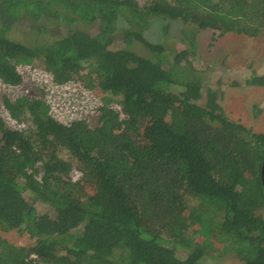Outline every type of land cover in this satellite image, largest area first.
<instances>
[{
  "label": "trees",
  "instance_id": "trees-1",
  "mask_svg": "<svg viewBox=\"0 0 264 264\" xmlns=\"http://www.w3.org/2000/svg\"><path fill=\"white\" fill-rule=\"evenodd\" d=\"M152 17L257 36L264 0H0V81L21 85L29 65L100 101L94 125L3 96L19 127L0 119V229L35 243L0 236V264H200L213 250L264 264V133L231 120L212 87L200 103L193 50L147 40ZM18 25L28 38L12 36Z\"/></svg>",
  "mask_w": 264,
  "mask_h": 264
},
{
  "label": "rangeland",
  "instance_id": "rangeland-1",
  "mask_svg": "<svg viewBox=\"0 0 264 264\" xmlns=\"http://www.w3.org/2000/svg\"><path fill=\"white\" fill-rule=\"evenodd\" d=\"M118 25L119 27L124 26V19L120 18ZM193 28H195V24L190 22L152 17L150 26L145 31L144 36L150 42L175 53L192 49L193 53L189 55V59L192 60L193 66L201 71L205 77L203 97L200 103L202 105L206 103L208 95L206 87H212V89L217 90L220 98L219 103L231 120L243 124L254 133H264V86L248 84V81L254 77L264 76V30L257 36H249L234 32L221 34V30L215 28H197L191 34ZM66 31V27H61L59 34H65ZM90 31L93 32L94 29H90ZM28 33L24 25H18L13 30L12 36L18 39H26ZM194 43L196 44L194 45ZM126 45H128L127 42L119 41L113 44L112 47L120 48ZM139 46L133 45V48L141 51ZM19 70L25 77L23 86L12 88L3 86L0 83V119L5 120L8 126L17 129L19 123L11 120L8 111L4 107L3 96L16 98L27 94L28 96L46 98L47 84H50L49 93L53 101L54 112L58 113L60 111V108H57V100L65 102V105L68 103L65 100L75 101L80 103L76 110L77 113H83V116L90 120L92 124H98L97 111L90 107L85 110L86 108L82 107L92 102L93 97L90 96L89 99H86V91L81 88L80 83H68L63 86L54 85L50 82L51 77L45 73L37 72L39 70L31 71L28 67H20ZM67 97L70 98L66 99ZM76 111L68 110L67 114H76ZM74 166L77 167L78 165ZM80 175L79 170L73 171L74 180H77ZM83 176L84 174L80 178ZM82 186L87 187L90 193L94 190L93 184L86 180L82 182ZM24 195L27 200L32 201L29 192L24 193ZM35 206L39 213H43L50 208L42 203L40 204V202H36ZM0 236L17 245L31 246L35 243V239H31L29 235L22 234L17 230L5 232L0 229ZM217 247L222 250L221 245L218 244ZM178 253L185 254L184 251ZM200 264H243V262L233 252L223 251L220 253L213 250L210 256H205L201 260Z\"/></svg>",
  "mask_w": 264,
  "mask_h": 264
},
{
  "label": "built area",
  "instance_id": "built-area-1",
  "mask_svg": "<svg viewBox=\"0 0 264 264\" xmlns=\"http://www.w3.org/2000/svg\"><path fill=\"white\" fill-rule=\"evenodd\" d=\"M20 67H28V68H30V70L32 71V70H34V71H37V70H39V71H37V72H42V73H45V74H47V75H49L50 77H51V81L50 82H52L54 85H59V86H63V85H67L68 83H64V84H57L54 80H53V77H52V75H51V73H49L48 71H45V70H43V69H39V68H33V67H31V66H29V65H20L19 67H18V69L20 68ZM20 71V70H19ZM22 74V73H21ZM23 75V74H22ZM34 75H43V74H34ZM23 83L21 84V85H18V86H11V85H5L4 83H2L1 81H0V83L3 85V86H10V87H12V88H18V87H21V86H23L24 85V83H25V77H24V75H23ZM69 83H80V86H81V88L84 90V91H86V99H89V97L90 96H92L93 97V104H92V102H90V103H88V104H86V105H84V106H82V107H85L86 109L85 110H87L89 107L90 108H92L93 110H95V111H97L96 110V107L97 106H99V104H100V101L98 100V98L94 95V93L93 92H91L89 89H87L86 87H85V85L84 84H82L81 82H69ZM50 86V84H47V88H48V91H46V93H45V96H47L46 98L45 97H40V98H43V99H45L46 101H47V103L50 105V109H51V113H52V115L56 118V119H58V120H60V121H62V122H70V121H72V120H74V119H87L85 116H83V113H77V108L80 106V103H77V102H75V101H69V100H65V101H68V103L65 105V102H62V101H59V100H57V103H58V105H57V108H60V111L57 113V112H54V107H53V104H52V100H51V96H50V93H49V87ZM68 98H70V97H67L66 99H68ZM64 105H65V107H64ZM70 105H74V106H70ZM5 107V106H4ZM6 109V108H5ZM7 110V109H6ZM68 110H75L76 111V114H73V113H69V114H67V112H68ZM8 111V110H7ZM9 113V112H8ZM97 115H98V119H99V112L97 111ZM10 115V114H9ZM88 120V119H87ZM13 121V120H12ZM89 122H90V120H88ZM91 123V122H90Z\"/></svg>",
  "mask_w": 264,
  "mask_h": 264
},
{
  "label": "water",
  "instance_id": "water-1",
  "mask_svg": "<svg viewBox=\"0 0 264 264\" xmlns=\"http://www.w3.org/2000/svg\"><path fill=\"white\" fill-rule=\"evenodd\" d=\"M261 173H262V179H263V182H264V161H263V165H262V171H261Z\"/></svg>",
  "mask_w": 264,
  "mask_h": 264
},
{
  "label": "clouds",
  "instance_id": "clouds-1",
  "mask_svg": "<svg viewBox=\"0 0 264 264\" xmlns=\"http://www.w3.org/2000/svg\"><path fill=\"white\" fill-rule=\"evenodd\" d=\"M11 120H13V119L11 118ZM98 121H99V120H98ZM75 170H79V171L81 172V175L83 174V172H82L79 168L73 166V171H75Z\"/></svg>",
  "mask_w": 264,
  "mask_h": 264
},
{
  "label": "flooded vegetation",
  "instance_id": "flooded-vegetation-1",
  "mask_svg": "<svg viewBox=\"0 0 264 264\" xmlns=\"http://www.w3.org/2000/svg\"><path fill=\"white\" fill-rule=\"evenodd\" d=\"M99 120V119H98Z\"/></svg>",
  "mask_w": 264,
  "mask_h": 264
}]
</instances>
